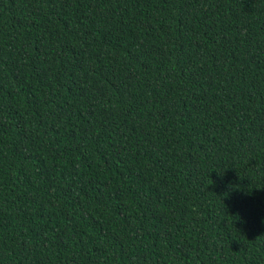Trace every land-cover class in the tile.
Returning a JSON list of instances; mask_svg holds the SVG:
<instances>
[{"label":"trees","instance_id":"16d2710c","mask_svg":"<svg viewBox=\"0 0 264 264\" xmlns=\"http://www.w3.org/2000/svg\"><path fill=\"white\" fill-rule=\"evenodd\" d=\"M0 264H264V0H0Z\"/></svg>","mask_w":264,"mask_h":264}]
</instances>
